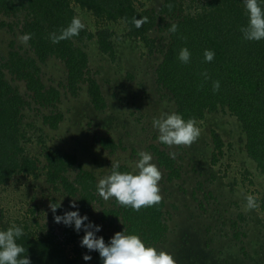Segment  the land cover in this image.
Segmentation results:
<instances>
[{
    "label": "rangeland",
    "instance_id": "obj_1",
    "mask_svg": "<svg viewBox=\"0 0 264 264\" xmlns=\"http://www.w3.org/2000/svg\"><path fill=\"white\" fill-rule=\"evenodd\" d=\"M163 1L135 0L138 6L157 12ZM179 1L183 14L202 11L201 0ZM75 10L85 26L96 32L92 16L78 6ZM24 15V12L18 17L0 13V23L13 25L0 26V62L5 61L12 49L34 55L29 43L20 40L24 34L21 31ZM109 27L113 33L114 58L100 49L97 37L76 41L88 53L90 74L98 80L105 96L104 108L94 106L87 83L77 95L66 90V67L61 59L50 57L44 63L39 62L46 87L56 86L61 91L60 100L51 104L39 102L24 80L5 69L6 78L27 102L22 108L21 143L24 154L37 159L40 175L35 178L20 171L0 189V224L21 219L31 204H36L38 222L47 229L53 226L61 235L62 223L55 221L50 208L52 198L63 199L62 210L57 209L59 213L68 210L73 199L78 204V196H68L57 183L48 182L47 148H58L77 157L75 165L66 171L70 179L85 169L95 175L96 183L111 171L113 161L132 170L138 150L143 149L153 154L162 170L159 183L168 230L156 243L158 247L173 253L177 264H264V210L258 201L257 207L245 210L247 195L264 197V174L247 154L246 137L236 116L218 108L197 123L201 134L191 145L161 143L152 118L162 111H176L172 94L157 82L156 73L164 55L161 50L167 48L168 32L156 26L148 33L156 42L154 52H149L139 38L130 35L123 21L111 22ZM58 112L63 118L52 127L45 116ZM211 129L221 134L225 142L215 164L211 160L214 149ZM101 138H111L117 146L104 147ZM153 146L168 154L175 152L176 166L181 170L179 178H168V171L158 163ZM113 207L114 197L105 200L97 192L88 210L79 209L90 220L102 224L98 235L105 234L109 239L125 227L120 216L112 214L104 219V211ZM84 231L76 242L83 250L80 261L94 264L96 250L91 251V260L83 259L89 251L80 243Z\"/></svg>",
    "mask_w": 264,
    "mask_h": 264
},
{
    "label": "trees",
    "instance_id": "obj_2",
    "mask_svg": "<svg viewBox=\"0 0 264 264\" xmlns=\"http://www.w3.org/2000/svg\"><path fill=\"white\" fill-rule=\"evenodd\" d=\"M201 1L202 11L183 14L179 0H164L158 12L138 6L135 0H0L3 15L18 17L25 13L21 31L32 34L28 43L34 53L25 55L12 49L5 61L0 62V189L20 171L35 178L40 175L37 159L24 154L21 143L22 108L27 102L6 78L5 69L24 80L39 102L51 104L60 100L61 91L56 86L46 87L39 62L44 63L50 57L61 59L66 67V90L77 95L87 83L94 106L104 108L105 96L98 80L90 74L88 53L76 41L97 37L100 49L114 58L113 33L109 24L119 21L127 25L130 35L139 38L149 52H154L156 42L148 33L156 26L168 32L167 48L161 50L164 55L156 73L157 82L172 94L176 111L183 113L186 119L194 117L197 123L218 108L230 111L245 134L248 156L264 174V39L257 41L243 37L241 26L247 23V15L242 0ZM75 6L92 16L97 31L85 26L79 35L53 43L49 34L59 32L78 16ZM135 19L143 21L140 27L136 26ZM172 23L178 24L176 32L169 31ZM6 25L13 27L9 22L0 23V26ZM184 46L192 54L188 63L178 58L179 50ZM205 49L214 50L212 61L204 59ZM216 80L220 81V88L214 91ZM62 118L63 114L58 112L45 116V121L56 127ZM211 136L214 143L211 160L215 164L225 142L215 129H211ZM100 141L104 147L117 146L111 138ZM153 149L158 163L168 171V178H179L181 170L176 166L175 158L158 146ZM45 157L48 182L57 183L68 196H78L80 209L88 210L96 199L95 175L80 169L74 179H70L66 171L75 165L77 157L58 148H47ZM120 169L131 170L124 164ZM256 199L264 210V197ZM52 202L58 200L53 197ZM114 204L115 207L104 211V219L112 214L120 216L130 231L139 232L149 243L156 244L163 239L168 225L163 217L162 200L139 211L121 206L115 198ZM62 207L58 209L62 210ZM36 211V204H31L21 219L0 224V228L13 223L25 228L19 242L24 244L31 264H81L83 250L76 242L83 228L77 232L74 227L62 223L59 235L53 226L47 229L38 222ZM103 236L107 241L108 236ZM94 264H102L98 251H95Z\"/></svg>",
    "mask_w": 264,
    "mask_h": 264
},
{
    "label": "clouds",
    "instance_id": "obj_3",
    "mask_svg": "<svg viewBox=\"0 0 264 264\" xmlns=\"http://www.w3.org/2000/svg\"><path fill=\"white\" fill-rule=\"evenodd\" d=\"M247 15V23L241 26L243 37L247 40L264 39V0H242ZM137 27L142 24L141 19L134 20ZM85 28L80 17L74 16L67 26L59 32H51L50 39L58 43L62 39H68L79 35ZM177 23H172L170 32H176ZM31 33H24L20 40L27 43ZM191 50L184 46L179 50L178 58L183 63L191 59ZM214 50L205 49L204 59L212 61ZM207 77V73L205 72ZM220 88V81L213 82V90ZM153 128L158 130V140L168 146L191 145L201 134L194 117H184L178 111H162L159 116L152 118ZM173 157L175 152L170 153ZM138 159L135 167L130 171H122L120 162L113 161L111 171L100 177L96 184L98 194L105 200L114 197L125 207H131L139 211L142 207L158 204L162 200L160 180L162 170L153 159V154L148 150H138ZM63 200V199H62ZM62 200L51 202L50 208L54 213L57 223H64L74 227L79 232L83 228L84 235L81 238V246L89 251L84 253V260H91V251L96 250L102 258V264H177L174 254L167 249L160 248L154 243H149L135 230H129L125 226L116 231L107 241L100 233L103 225L90 220L87 213L81 214L77 200L70 201L71 207L65 212L57 213ZM257 207V199L254 195L246 196L245 210ZM87 221V223H85ZM25 233L21 224H10L0 228V264H31V258L25 254L26 249L19 238Z\"/></svg>",
    "mask_w": 264,
    "mask_h": 264
}]
</instances>
